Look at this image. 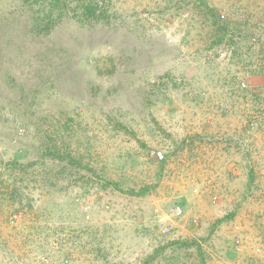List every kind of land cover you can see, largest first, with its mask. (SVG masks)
Here are the masks:
<instances>
[{
    "label": "rangeland",
    "instance_id": "obj_1",
    "mask_svg": "<svg viewBox=\"0 0 264 264\" xmlns=\"http://www.w3.org/2000/svg\"><path fill=\"white\" fill-rule=\"evenodd\" d=\"M0 264H264V0H0Z\"/></svg>",
    "mask_w": 264,
    "mask_h": 264
},
{
    "label": "trees",
    "instance_id": "obj_2",
    "mask_svg": "<svg viewBox=\"0 0 264 264\" xmlns=\"http://www.w3.org/2000/svg\"><path fill=\"white\" fill-rule=\"evenodd\" d=\"M52 3H58L61 0H51ZM97 3L95 1H88L86 4H84L83 8V15L86 17H92V18H97L100 19L101 15H97L96 7Z\"/></svg>",
    "mask_w": 264,
    "mask_h": 264
}]
</instances>
